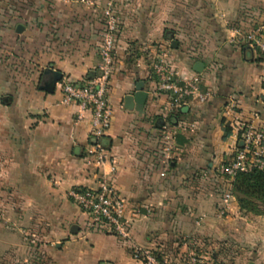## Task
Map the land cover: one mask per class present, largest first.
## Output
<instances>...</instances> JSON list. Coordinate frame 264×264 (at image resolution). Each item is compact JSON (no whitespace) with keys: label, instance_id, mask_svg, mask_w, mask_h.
<instances>
[{"label":"crops","instance_id":"obj_1","mask_svg":"<svg viewBox=\"0 0 264 264\" xmlns=\"http://www.w3.org/2000/svg\"><path fill=\"white\" fill-rule=\"evenodd\" d=\"M11 2L0 6V264H34L36 254L43 264H140L133 248L166 264L188 255L199 264H257L264 219L240 213L233 196L220 217L228 185L216 171L231 158L241 123L264 130V56L229 43L264 18V0ZM108 2L119 28L107 87L112 119L98 165L89 154L90 113L76 122V107L60 100L64 83L96 75ZM171 40L203 47L185 56ZM161 54L182 77L200 74L213 97L191 101L174 118L167 96L155 92ZM49 66L62 79L47 92L39 78ZM138 83L147 93L142 106L128 101ZM164 126L174 142L168 164ZM103 181L125 201L128 241L89 229L68 196Z\"/></svg>","mask_w":264,"mask_h":264},{"label":"built area","instance_id":"obj_2","mask_svg":"<svg viewBox=\"0 0 264 264\" xmlns=\"http://www.w3.org/2000/svg\"><path fill=\"white\" fill-rule=\"evenodd\" d=\"M104 20L103 34L99 48V64L96 75L84 84L64 83L60 104L74 105L76 122L82 120L85 112L90 113L91 139L94 143L90 156L99 165L104 156L98 152L99 141L109 129L112 110L107 101V87L114 66L115 41L118 34L119 18L112 2H108L102 11ZM230 44H238L264 56V18L257 20L250 29L238 34V39H230ZM155 92L167 96L168 111L178 112L191 101L205 104L212 92L204 87L200 74L182 77L169 66L166 55L161 54L153 66ZM241 137L236 139L231 158L218 167L216 175L227 181L228 189L221 200L222 216L229 210L232 200V183L241 173L259 171L264 175V130L252 122L241 123ZM163 149L166 152L165 163L169 162V153L174 147L172 133L168 127H162ZM68 196L76 203L80 211L88 217L89 229H100L115 237L128 241L130 223L125 219V201L107 182L103 181L95 190H70ZM27 240V238H25ZM131 257L140 264H165L158 261L154 251L133 248ZM188 264H197L194 258Z\"/></svg>","mask_w":264,"mask_h":264},{"label":"rangeland","instance_id":"obj_3","mask_svg":"<svg viewBox=\"0 0 264 264\" xmlns=\"http://www.w3.org/2000/svg\"><path fill=\"white\" fill-rule=\"evenodd\" d=\"M11 5H12L11 0H0V6H3V8H10ZM201 47H203V46L196 45V44L195 45H193V44H178L177 49L180 53H183L185 56H188L191 53H193L194 51L200 50ZM7 65H8L7 67L10 68V63H8ZM240 197H242L244 202H245L244 203V209H242V211L239 209V207L237 205L240 213H242L244 215L251 214L252 216L258 215L257 217L264 219V201H261V200L255 199V198L243 197L241 195H240ZM230 211H231V209H230V203H229V210L227 212L229 213ZM227 212H225V214H227ZM218 215L220 217H222L220 210H219ZM253 249L255 250L253 252L255 254L254 255L255 257H253L251 261L256 262L257 264H264V248H263L261 242L255 243ZM257 254H258V256H257ZM190 258H194L196 260V263L199 264L198 258L195 255L186 256L184 258L183 264H188V262H189L188 260ZM22 260H20V261H22ZM32 260L34 261V264H43L41 262V257H39L37 254L33 256ZM163 262H165V261H163ZM19 264H22V263H19ZM165 264H166V262H165ZM250 264H252V263H250Z\"/></svg>","mask_w":264,"mask_h":264},{"label":"trees","instance_id":"obj_4","mask_svg":"<svg viewBox=\"0 0 264 264\" xmlns=\"http://www.w3.org/2000/svg\"><path fill=\"white\" fill-rule=\"evenodd\" d=\"M94 76L89 75L87 80H91ZM173 117H177V114H173ZM171 117V116H170ZM225 135L228 136L230 134V129L226 128ZM242 132L238 130L237 135L238 138L241 137ZM81 190V189H74ZM255 198L261 201H264V175L259 171H251L249 173H241L238 174L235 180L232 183V196L237 202L239 209L242 211L244 209V200L242 197ZM156 257L158 261H162L161 257L158 253H156Z\"/></svg>","mask_w":264,"mask_h":264},{"label":"water","instance_id":"obj_5","mask_svg":"<svg viewBox=\"0 0 264 264\" xmlns=\"http://www.w3.org/2000/svg\"><path fill=\"white\" fill-rule=\"evenodd\" d=\"M16 30H17V32H21L22 27L17 26ZM170 46L172 49L177 48V44L173 40H171ZM203 69H204V65L200 62L195 63L193 66V70L196 73H201ZM61 79H62V74L60 72L54 70L52 66H49L41 72V75L39 78V89L43 90V91L50 92L53 90L54 86L58 82L61 81ZM135 90H136L135 93L131 97H129L128 101L132 102L136 105L142 106L145 103L146 98H147V93L143 90V84L138 83L136 85Z\"/></svg>","mask_w":264,"mask_h":264}]
</instances>
